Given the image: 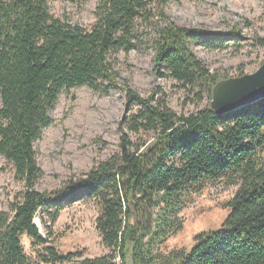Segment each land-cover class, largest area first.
<instances>
[{
  "label": "trees",
  "instance_id": "1",
  "mask_svg": "<svg viewBox=\"0 0 264 264\" xmlns=\"http://www.w3.org/2000/svg\"><path fill=\"white\" fill-rule=\"evenodd\" d=\"M49 2L0 0V156L23 185L9 213L0 212V264H28L22 237L43 247V264H264V100L220 117L210 107L178 116L165 100L126 90L136 109L127 130L155 139L132 152L122 135L120 152L83 178L51 194L36 190L43 173L33 145L61 91L87 87L108 95L117 87V56L148 44L155 71L211 98L221 80L191 47L222 50L238 37L235 28L222 37L171 23L165 9L180 0H98L88 30L54 18ZM220 182L237 188L220 229L197 235L189 252L155 255L181 230L177 214L185 200ZM83 201L98 204L96 230L109 253L89 259L44 246L37 213L41 223L44 217L53 223Z\"/></svg>",
  "mask_w": 264,
  "mask_h": 264
},
{
  "label": "rangeland",
  "instance_id": "2",
  "mask_svg": "<svg viewBox=\"0 0 264 264\" xmlns=\"http://www.w3.org/2000/svg\"><path fill=\"white\" fill-rule=\"evenodd\" d=\"M97 4L98 0H50L49 9L54 18L88 30L95 21ZM165 15L176 26L202 29L222 37L237 29V39L225 40L222 50L191 47L209 73L221 81L251 75L264 62V47L259 43L264 40V0H180L169 3ZM147 32L153 35L152 30ZM148 48V44L141 45L138 50L117 56V87L108 95L94 93L87 87L60 92L49 112L50 123L33 145L43 173L36 186L38 192H57L67 182L83 178L117 155L122 135L130 140L132 152L143 150L155 139L152 133L132 134L127 130L128 118L136 109L126 102V90L143 99L165 100L178 116L210 107L211 98L182 88L161 68L155 71V53ZM236 190L220 182L185 200L177 214L181 230L153 253L189 252L197 235L220 229L229 213L226 204ZM22 191L23 185L15 179L12 166L0 156V212L9 213V206ZM99 211L96 202L83 201L62 211L53 223L47 217L41 223V214L37 213L34 224L47 242L44 246H51L60 254L82 253L85 258L95 259L109 253L101 246L96 230ZM163 214L162 210L158 212ZM21 244L28 264H43V247L32 245L26 237L21 238Z\"/></svg>",
  "mask_w": 264,
  "mask_h": 264
},
{
  "label": "water",
  "instance_id": "3",
  "mask_svg": "<svg viewBox=\"0 0 264 264\" xmlns=\"http://www.w3.org/2000/svg\"><path fill=\"white\" fill-rule=\"evenodd\" d=\"M264 100V62L251 75L228 79L212 90L210 110L218 117L240 111Z\"/></svg>",
  "mask_w": 264,
  "mask_h": 264
},
{
  "label": "built area",
  "instance_id": "4",
  "mask_svg": "<svg viewBox=\"0 0 264 264\" xmlns=\"http://www.w3.org/2000/svg\"><path fill=\"white\" fill-rule=\"evenodd\" d=\"M118 261V260H117Z\"/></svg>",
  "mask_w": 264,
  "mask_h": 264
}]
</instances>
